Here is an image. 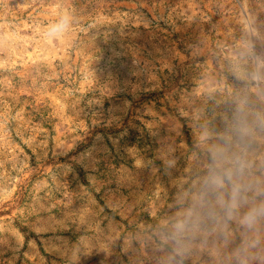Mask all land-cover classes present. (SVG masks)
<instances>
[{"label":"rangeland","instance_id":"obj_1","mask_svg":"<svg viewBox=\"0 0 264 264\" xmlns=\"http://www.w3.org/2000/svg\"><path fill=\"white\" fill-rule=\"evenodd\" d=\"M0 264H264V0H0Z\"/></svg>","mask_w":264,"mask_h":264}]
</instances>
